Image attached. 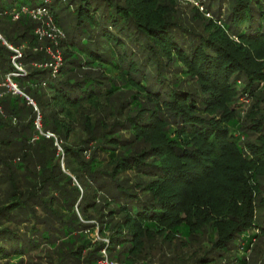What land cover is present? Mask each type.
<instances>
[{"label": "trees", "instance_id": "1", "mask_svg": "<svg viewBox=\"0 0 264 264\" xmlns=\"http://www.w3.org/2000/svg\"><path fill=\"white\" fill-rule=\"evenodd\" d=\"M65 1L0 0L27 70L12 80L38 109L3 86L18 71L0 40V264L41 244L59 264H248L264 235V0H198L192 21L175 0ZM23 7L69 28L58 72L32 66L53 44Z\"/></svg>", "mask_w": 264, "mask_h": 264}, {"label": "rangeland", "instance_id": "2", "mask_svg": "<svg viewBox=\"0 0 264 264\" xmlns=\"http://www.w3.org/2000/svg\"><path fill=\"white\" fill-rule=\"evenodd\" d=\"M64 1V0H63ZM67 1V0H66ZM63 2V3H66ZM177 2V9H179L182 13L183 11H185L187 14L185 16H188V21H192L191 19V8H193L192 6H196V7H201V3H199L198 0H175ZM33 2H35L36 4H38L39 0H33ZM200 2L204 3V8H200L201 11H205L206 10V6L209 4L210 0H200ZM63 5H61L62 7ZM215 6H218V2H216ZM216 8H214L215 10ZM225 12L224 15L227 14L229 8L226 7L224 8ZM47 17V16H46ZM46 22H50L51 20H49L48 18H46ZM206 19H213L215 20V15H212V13L207 14ZM71 19V18H69ZM33 20V19H32ZM34 21V20H33ZM45 21L42 22H38V25L44 23ZM53 24L57 27L58 30H60L63 34V37L60 39V43L62 41H64L66 39V36L68 34L69 28L67 26L64 25V27H59L57 26L54 22ZM194 26H197V24L199 23H192ZM38 27V26H37ZM0 28L2 30H5V32L9 33L10 36H13V34H11L9 32V30H6L5 26L2 24H0ZM4 32V33H5ZM0 40L3 42L4 45L8 46V42L4 39V37L0 34ZM44 40H48L46 38L44 39H40V42L44 41ZM48 42H51L50 40H48ZM10 46V45H9ZM23 48L25 49V45H22ZM39 48V50H42L44 47H36ZM49 47H47L48 49ZM53 48V46L51 47ZM45 50V48H44ZM61 51V50H60ZM47 55H49L47 52H45ZM49 60H47L46 62H43V64H39V63H34L32 66L35 67L36 69H45V68H50V64L53 63L55 60L51 57V55H49ZM63 60V58H62ZM60 68V67H59ZM58 68V70H59ZM26 69V68H25ZM27 72V70H26ZM114 72V71H113ZM116 74V72H114ZM260 87H263V85L261 84ZM263 89V88H262ZM240 102L238 103L239 107L238 110H240L241 114V118L244 117L245 113L248 112L252 105H253V100L248 98V97H241ZM51 135V134H50ZM53 136V135H51ZM60 150V149H59ZM61 152V150H60ZM62 153V152H61ZM65 171V170H64ZM66 172V171H65ZM70 175V174H68ZM74 185H77L78 183L74 180ZM2 197L5 196V194H0ZM258 220L260 221V223H262V216L261 213H258ZM90 223L95 224L96 227L93 229H90L87 231V235L92 239L93 244L97 243L99 241H104L106 243H108V239H102L99 235V224L96 223L95 221H91ZM264 223V221H263ZM256 234L257 238H256V242L254 247L252 248V250L248 253H246V258H247V262L248 264H264V235L262 234H258V232L254 233ZM106 253V252H105ZM84 254L86 255V252H84ZM11 264H59V260L57 258V255H55L51 250H49V247L41 244L37 247V250L35 252H30L28 255H26L23 258H13V260L11 261Z\"/></svg>", "mask_w": 264, "mask_h": 264}, {"label": "built area", "instance_id": "3", "mask_svg": "<svg viewBox=\"0 0 264 264\" xmlns=\"http://www.w3.org/2000/svg\"><path fill=\"white\" fill-rule=\"evenodd\" d=\"M21 12L23 14H28L35 21H38V22L45 21L44 23L40 24L35 29L34 33L35 35L39 37V39L46 38L52 42L53 48L49 47L48 49H46V52L49 55H51V57L55 60L53 63L50 64V66L54 69V72H58V68L62 65V61H63L62 52L59 49L60 39L63 37L62 32L58 30L57 27L53 24V19L50 16V13L46 7H40V8L33 9V10L27 7H23L21 9ZM19 16H20V13H15L13 19L17 20ZM45 17L51 21L46 22ZM8 47L14 52V55L12 57V63L15 66L18 73H12L8 75L6 84H3V86H6L13 94L24 96L29 101V103L35 107V110L38 112V109L34 101L30 99L28 96H26L25 94H23L18 88V86L12 80L13 76H24L25 74H27L26 69L23 67V65L20 62L23 58L22 49L14 48L9 45ZM40 120H41V117L39 116L37 119V128L40 131V133L43 135L41 131ZM46 136L50 137L51 135L48 134ZM35 139H38V137H35L34 140ZM103 253L106 255L105 251ZM99 264H114V263H110L108 259H106V260L100 261Z\"/></svg>", "mask_w": 264, "mask_h": 264}]
</instances>
